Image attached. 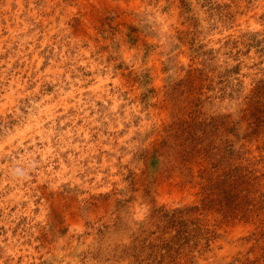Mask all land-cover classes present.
Returning a JSON list of instances; mask_svg holds the SVG:
<instances>
[{"label": "rangeland", "instance_id": "1", "mask_svg": "<svg viewBox=\"0 0 264 264\" xmlns=\"http://www.w3.org/2000/svg\"><path fill=\"white\" fill-rule=\"evenodd\" d=\"M0 264H264V0H0Z\"/></svg>", "mask_w": 264, "mask_h": 264}]
</instances>
